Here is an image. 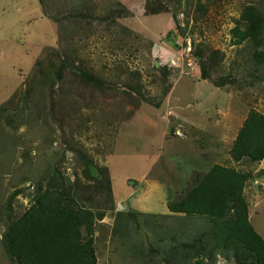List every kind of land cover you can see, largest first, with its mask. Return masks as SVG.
<instances>
[{"label": "rangeland", "instance_id": "1", "mask_svg": "<svg viewBox=\"0 0 264 264\" xmlns=\"http://www.w3.org/2000/svg\"><path fill=\"white\" fill-rule=\"evenodd\" d=\"M246 5L262 18L258 43L237 39ZM260 52L264 0H0V264H16L3 243L10 223L61 186L93 215L95 264H239L207 218L129 202L169 159L171 134H159L174 113L214 122L222 138L205 142L224 151L249 109L264 115ZM227 155L221 164L249 175L243 197L259 209L264 160Z\"/></svg>", "mask_w": 264, "mask_h": 264}, {"label": "trees", "instance_id": "2", "mask_svg": "<svg viewBox=\"0 0 264 264\" xmlns=\"http://www.w3.org/2000/svg\"><path fill=\"white\" fill-rule=\"evenodd\" d=\"M240 19L245 22V29L237 39L249 37L258 43L261 15L252 5H246ZM237 30H232L233 36ZM256 59L264 62V53H258ZM228 153L234 162H256L264 156V115L254 109L246 112ZM257 174L264 176V169ZM248 176L244 170L213 164L205 173L190 174L189 187L180 197L168 201L167 209L207 218L214 224L212 231L216 232V239H222L224 233L226 246L234 248L239 264H247L245 258L251 264H264V240L247 220L243 187ZM65 190L62 186L44 189L6 229L4 248L16 264H95L93 215L81 203L68 198ZM228 210L235 212L233 218L226 220Z\"/></svg>", "mask_w": 264, "mask_h": 264}, {"label": "crops", "instance_id": "3", "mask_svg": "<svg viewBox=\"0 0 264 264\" xmlns=\"http://www.w3.org/2000/svg\"><path fill=\"white\" fill-rule=\"evenodd\" d=\"M145 15L151 14L145 13L144 11L143 16ZM195 113L196 112L174 113L171 116V121H167V123L163 122L162 129L159 128L161 129L160 131L163 130V132L159 134L162 140L168 131V133L171 134L167 139L169 140L168 143L174 146L173 151L170 153L169 159L166 158V160H162L157 164V167H160V171H153L151 174H153L154 177L143 175V179H140L139 184L136 185L139 187L137 194H135L136 198L129 202L130 205H134H131L133 207L131 210L138 211V209L141 208L157 216L175 214L167 209V203L170 200L177 199L186 191L189 187L187 185V178L190 174L197 172L205 173L213 164H221L223 158L225 160V157L228 159V155L224 156V152L228 154L229 147L227 146L224 151L223 141H221V144H218L220 140H215L214 144H207V142H205L206 137L210 134H213L216 139L218 137L219 139L220 137L222 138V131L218 129V126L214 125V122L209 123L207 118L202 121ZM209 125L212 129V133L208 131ZM143 129L146 141L153 142L155 136L151 134H153V131L157 128L149 121L146 123V126H143ZM189 132H192V135L189 134ZM233 137L229 140L230 144ZM262 160H264V156L259 161L253 163L261 168L262 165L259 163ZM167 168V179L162 177L164 174L158 177V174L160 175V173ZM149 199L153 200L150 202L151 204H147V200ZM121 206L126 205L123 202ZM246 207L247 218L252 229L264 240V226L259 219V215L261 214L259 213V209L263 213L260 217L264 219V202L263 206L261 203L259 209L254 206H249V204H247ZM256 225H259L258 229ZM261 229L263 230L259 231Z\"/></svg>", "mask_w": 264, "mask_h": 264}, {"label": "clouds", "instance_id": "4", "mask_svg": "<svg viewBox=\"0 0 264 264\" xmlns=\"http://www.w3.org/2000/svg\"><path fill=\"white\" fill-rule=\"evenodd\" d=\"M119 207H121V206H119Z\"/></svg>", "mask_w": 264, "mask_h": 264}]
</instances>
